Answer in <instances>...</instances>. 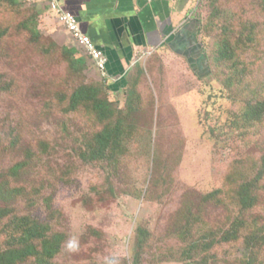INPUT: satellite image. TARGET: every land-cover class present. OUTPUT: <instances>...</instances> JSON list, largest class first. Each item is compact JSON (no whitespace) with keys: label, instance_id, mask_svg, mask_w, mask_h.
I'll list each match as a JSON object with an SVG mask.
<instances>
[{"label":"rangeland","instance_id":"1","mask_svg":"<svg viewBox=\"0 0 264 264\" xmlns=\"http://www.w3.org/2000/svg\"><path fill=\"white\" fill-rule=\"evenodd\" d=\"M35 2L0 0V254L17 248V220L29 217L61 240L47 264H264V242L244 243L256 225L264 234V190L246 212L233 195L264 171L262 0H198L208 76L161 49L118 92ZM83 86L112 102L122 130L101 160L81 155L105 122L69 109ZM248 107L259 119H239Z\"/></svg>","mask_w":264,"mask_h":264},{"label":"crops","instance_id":"2","mask_svg":"<svg viewBox=\"0 0 264 264\" xmlns=\"http://www.w3.org/2000/svg\"><path fill=\"white\" fill-rule=\"evenodd\" d=\"M35 1L43 15L49 12L57 22L58 25L51 22L49 28L57 29L59 39L68 41L69 35L79 45L51 12L48 1ZM197 2L61 0L63 6L78 17L83 32L106 54L108 63L105 80L111 90L116 92L126 88L128 76L139 58L156 50L165 49L177 59L182 57L181 60H185L188 65L207 63L200 46Z\"/></svg>","mask_w":264,"mask_h":264},{"label":"trees","instance_id":"3","mask_svg":"<svg viewBox=\"0 0 264 264\" xmlns=\"http://www.w3.org/2000/svg\"><path fill=\"white\" fill-rule=\"evenodd\" d=\"M8 1L12 4H16L19 0ZM262 3L264 6V0H262ZM24 27L28 28V24L24 25ZM72 53H76V50H73ZM91 60L93 61L92 58ZM74 63L76 65L85 64L86 59L84 57L76 58L73 60L72 66H76ZM189 66L198 77H205L209 74L207 63L204 65H195L194 63H190ZM96 91L97 90L94 87L90 86L79 87L73 91L69 103L70 110H76L81 106H89L95 112L96 116L102 122H105L104 127L100 131L96 132L92 139L88 141L89 143L87 147L89 146L90 152L89 154L85 152L81 155L82 159L85 161L104 159L107 154L111 153L112 148H114V146L120 142L122 134L120 123L117 122L118 124L116 123L115 125H112L113 123L110 120L114 115V109L111 107L112 102L107 98L98 95V92ZM258 115V110H256L254 107H248L244 111H241L239 119H242V121H245V119L254 120L258 118ZM262 162L264 165V156L262 158ZM263 174V170L259 171L257 174L258 176L254 181H249L244 184L241 182L233 190V195L235 193L237 203L241 208L240 210L246 212L258 204L259 196L256 193L258 190H264V187L262 188L261 186L258 188L257 185L259 181L262 180ZM38 226L39 224L36 221H32L29 217L19 218L17 220L16 232L21 233L22 240L20 238L17 239V241L20 242L17 245V248L7 250L0 254V264H22L31 257L36 258V264H47L49 261H51V259H54L59 253L61 240L54 235L38 231ZM256 227L257 230L248 231L249 234H247L244 241L246 246L260 242V240L264 242V234L262 229L258 225H256ZM238 232V226L232 228L229 233L227 232L228 234H225L227 236H224L223 242L228 243L231 241H236L237 239L235 236ZM41 239L44 242L42 245V250L40 251L34 245L33 241ZM186 264L195 263L186 262Z\"/></svg>","mask_w":264,"mask_h":264},{"label":"built area","instance_id":"4","mask_svg":"<svg viewBox=\"0 0 264 264\" xmlns=\"http://www.w3.org/2000/svg\"><path fill=\"white\" fill-rule=\"evenodd\" d=\"M49 9L56 15L59 23H61L72 38L82 46L90 57L93 59L97 69L105 76L108 58L103 50L98 48L92 39L83 32L78 17L71 11L67 10L61 0H47Z\"/></svg>","mask_w":264,"mask_h":264}]
</instances>
